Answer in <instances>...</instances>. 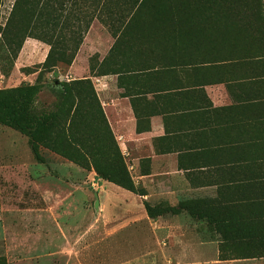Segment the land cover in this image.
I'll return each mask as SVG.
<instances>
[{"label":"rangeland","instance_id":"374dc122","mask_svg":"<svg viewBox=\"0 0 264 264\" xmlns=\"http://www.w3.org/2000/svg\"><path fill=\"white\" fill-rule=\"evenodd\" d=\"M25 1L0 5V91L11 90V97L21 99L18 115L36 125L30 134L0 123V257L5 264H264V246L229 226L264 235V176L257 193H243V182L193 189L181 178L169 181L161 175L144 186L136 181L90 81L73 83L64 75L76 39L46 38L70 62L43 63L48 50L42 49L48 45L40 37L56 32L48 30L44 10ZM218 6L209 0H148L138 11L193 16L202 44L225 58L242 57L248 72L264 74V54L248 57L259 54L257 37L227 16L208 14ZM9 19L15 22L7 26ZM25 21L30 22L26 30ZM118 157L143 196L96 175L94 163ZM143 200L153 208L179 211L149 217ZM184 204L198 205L213 221L198 218V210L183 209Z\"/></svg>","mask_w":264,"mask_h":264},{"label":"crops","instance_id":"0c3cea01","mask_svg":"<svg viewBox=\"0 0 264 264\" xmlns=\"http://www.w3.org/2000/svg\"><path fill=\"white\" fill-rule=\"evenodd\" d=\"M24 3L44 10L49 37L80 38L64 75L90 81L132 178H181L193 189L243 182V193L258 192L264 74L202 44L193 16L139 12L148 0Z\"/></svg>","mask_w":264,"mask_h":264},{"label":"trees","instance_id":"16d2710c","mask_svg":"<svg viewBox=\"0 0 264 264\" xmlns=\"http://www.w3.org/2000/svg\"><path fill=\"white\" fill-rule=\"evenodd\" d=\"M198 1H200L201 3H204L207 0H198ZM209 1L218 3L220 4L221 7L220 6L215 7V9L212 12H208V14L210 15L213 14L215 16L217 15L227 16L230 19H233V23L239 24L240 27H243L247 29L250 33H252V35L255 38L257 37L256 39L258 41H254V43L256 45L255 49L258 50L259 54L255 52L254 54L248 57H254V58L261 57L264 54V0H209ZM221 3H225L226 4L225 7H223ZM19 5H20L19 2L18 3L16 2L14 5H12L13 13L14 11L17 10ZM27 5L32 7V5L30 4H27ZM216 8H221V9L219 10ZM204 13L207 14V12L205 11ZM14 22H15L14 20L9 19L7 22V26L10 23L14 24ZM22 25L24 26V29L26 30L29 28L30 22L29 23L28 22L26 23V21L22 22ZM40 38L44 39L42 41L46 43L47 45H49V48H48V51L46 53L43 63L47 64L50 60H54V59L55 61L63 60L66 63L70 62V58L69 59L63 58L62 52L56 53L54 51L53 45H50V42L46 40V38L50 39V37H40ZM59 39H63V38H59ZM74 39H76V42H75L72 53L75 52L80 42V38H74ZM54 54L55 55L59 54V56L57 58H53ZM76 81L78 80H72L71 82L75 83ZM10 91L11 90H9V92L6 94H1V91H0V123L7 125L9 127L17 128V129L27 128L29 129V133L32 134L36 125L33 126L31 125V123H26L24 118L18 115V110L20 109L23 110L22 100L11 97L9 95ZM102 122H103V127L105 128V131H107V135L110 136L113 149L118 151L110 135V132L106 126V123L103 119H102ZM93 169L96 175L99 176L100 178L107 180L109 182H112L139 196L144 195V193L141 190L138 191L133 187L132 181L129 178L126 168L119 157L116 160L107 161L106 163L102 165L94 163ZM142 205L144 207V210L147 216L149 217H153L155 215L165 213V212H170L174 214L179 211L178 208H174V207H166L165 209L153 208L144 200L142 201ZM182 208L188 211L194 208L193 210H198L197 211L198 218L205 217L208 220L213 221L209 215L200 212L198 205L193 206L189 204H184ZM231 228L238 234H241L244 238H253L259 244L264 246V235L253 234L248 231H244L242 228H238L232 225H231ZM0 264H5L4 259L2 257H0Z\"/></svg>","mask_w":264,"mask_h":264}]
</instances>
